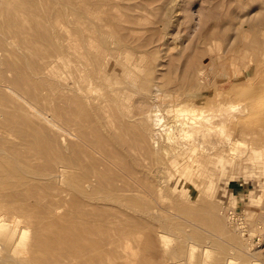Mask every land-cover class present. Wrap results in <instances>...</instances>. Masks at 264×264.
<instances>
[{
	"label": "rangeland",
	"instance_id": "rangeland-1",
	"mask_svg": "<svg viewBox=\"0 0 264 264\" xmlns=\"http://www.w3.org/2000/svg\"><path fill=\"white\" fill-rule=\"evenodd\" d=\"M4 1L8 4L4 6L6 3L0 2V95L3 93L0 96V164L8 168L0 167L6 172H0V183L6 184L2 195L10 198L5 197L10 205L5 203L7 200L0 202V210L4 208L0 213L13 217L9 219L3 215L13 220L19 235L29 237L14 249L10 238L1 237L0 264H35L27 260L40 255V250L33 255L34 252L27 248L34 240L32 230H45L42 232L45 235L59 231L64 236V232L67 235L63 239H73L81 228L86 233L81 232L85 235L80 233L81 241L79 238L77 241L92 250L89 255L85 251L92 264L97 263L91 261L93 257L101 264L104 256L106 262L103 264H228L230 258L231 264H264V0H118L114 7L108 5L113 3L110 1L102 5L109 6L108 10L100 5V9L97 8L101 12L98 9L94 11L98 14L93 12L97 23L92 16L85 17L83 8L78 7L80 4L83 7L88 0H78V4L69 0L74 5L68 0H42L44 5L40 0H34L38 4L31 3L33 0ZM47 6L51 8L48 7V11L45 10ZM72 7L78 15L71 12ZM21 9L31 10L34 16ZM55 11L61 13L62 17L58 16L64 20L59 22L63 24L59 23L49 32L47 23L46 26L41 23L46 22L49 15H57ZM21 13L24 17L28 15L31 21L45 20L31 22L26 17L34 28L28 26V21H24L21 28L17 26V22L22 25L19 22L25 20L17 21L22 18ZM59 18L56 16L57 20ZM81 23L86 28L80 27ZM64 24L68 29H63ZM37 25L41 29L35 32ZM96 26H102V29H96ZM15 27L19 28V35L14 33ZM29 27L36 30L31 31ZM28 28L40 36L35 37L36 43L55 45H50L51 48L42 45L47 52L66 43L67 36L63 32L68 34L70 30H82L81 33L87 32L84 30L106 31L111 40L116 36L115 40L126 44L124 48L130 56L125 58L130 71L135 73L136 83L129 82L130 76L125 74L123 66L118 64L119 61L117 64L113 61L116 73L111 71L112 79H119V75L132 86V92H129L121 83L113 84L116 88H124L121 94L128 101L127 107L120 108L116 101L111 102L115 97L107 100L109 94L104 86L92 88L82 95L78 90H48L49 82L48 89L41 92L42 87L48 86V81L40 75L41 80L37 71L36 75L33 73L41 65V56L45 57L46 51H40L41 45L37 44L39 52L36 54L35 43L31 47L33 37L24 34L27 37L23 38V33L31 34L27 32ZM21 29L26 32L21 33ZM38 33L43 37L52 34L48 35L52 41L47 36L49 43H45L47 39ZM22 38L30 41L28 47L35 48L32 49L35 50L32 52L34 57L30 56L31 50L28 52ZM58 38L63 39L58 41ZM35 95H39V100ZM220 101H234L239 105L233 111L237 120L226 123L223 133L216 131L212 135L215 155L211 162L199 163L181 172L186 165L183 166L184 160L177 168L169 162L164 152L167 142L155 127L148 122L149 126L143 124L145 111L158 104L160 111L169 116L173 108L183 104L209 107ZM215 122L220 121L216 119ZM152 136L158 140L157 145L152 144ZM209 145L208 140L201 143L197 156L192 155L190 159L200 156L203 148ZM192 160L185 162L190 165ZM13 188L20 190L13 191L16 197L12 196ZM8 190H11L10 194L5 193ZM17 192L23 197L19 202L25 201L26 207L31 204L32 207L24 209L27 213L32 208L33 218L30 212L27 217L20 207L22 203L18 202L20 194L18 196ZM27 195L29 202L24 198ZM12 202L18 207L14 210L16 208L12 206L13 216L10 215ZM18 209L24 214L21 211L17 215L23 214L28 220L35 221L44 218L49 224L40 220L35 225L30 220L29 224L28 220L21 219L22 216L15 215L14 211L19 212ZM51 209L55 212L54 218ZM36 212L42 214V218ZM75 217L77 220L73 221ZM71 223L70 231L65 232ZM74 225L80 230L76 231L78 233L73 231L76 230ZM28 228L32 229L30 234ZM116 229L126 231V240L120 244V241L113 242L118 246L114 248L110 238L107 244L101 237ZM86 234L96 239L92 241L89 235L90 239H86ZM100 238L106 243L104 249ZM73 240L68 244H73L76 238ZM89 240L93 245L98 240L100 250L105 252L93 249ZM96 250L101 252L102 258ZM92 254L96 255L92 257ZM81 256L80 252L82 261L74 258L75 261L69 263H89L86 256L84 259ZM48 260L42 263L49 264ZM51 263L54 264L52 260Z\"/></svg>",
	"mask_w": 264,
	"mask_h": 264
},
{
	"label": "bare ground",
	"instance_id": "bare-ground-1",
	"mask_svg": "<svg viewBox=\"0 0 264 264\" xmlns=\"http://www.w3.org/2000/svg\"><path fill=\"white\" fill-rule=\"evenodd\" d=\"M14 1V0H13ZM41 1V5H44V4H42V0H40ZM50 1V0H49ZM53 1V0H52ZM61 1V0H60ZM72 1V0H71ZM77 1L78 0H74V2L73 3H77ZM110 1L111 2H113L112 4H108L109 6L110 5H112L113 7L114 6H117L118 5V0H88V1H85V3H84V5H82L83 7H81V4H80V6H78V7H80L82 10V12L84 13V16L85 17H89V18H91L90 16H92V14H93V12L96 10V9H98L99 7H100V5H101V7H103L102 5H104V4H106L107 5V2L108 3H110ZM121 1V0H120ZM123 1H125V0H122V2ZM0 2L1 3H3V2H5L4 0H0ZM10 2V1H9ZM31 1H29V3H30ZM34 2V4H38V1H32L31 3H33ZM58 2V1H57ZM67 2H70L69 0L67 1ZM72 2H70V3H72ZM6 3V4H5ZM4 4V6H6L8 3L7 2H5ZM62 3H64V2H62ZM69 3V4H70ZM72 3V4H73ZM48 4V3H47ZM60 3H58V5H59ZM78 4V3H77ZM83 4V3H82ZM121 4V3H120ZM123 4V3H122ZM12 5V4H11ZM24 5V4H23ZM63 5V4H62ZM61 5V6H62ZM71 5V4H70ZM74 5V4H73ZM72 5V6H73ZM32 6H33V4H32ZM39 6V5H38ZM51 6V5H50ZM108 6V7H109ZM120 6V5H119ZM118 6V7H119ZM8 7V6H7ZM49 6H47V9H45V10H47L48 11V9L50 8H48ZM58 8V10H60V6H57ZM98 7V8H97ZM105 7H106V9L108 10V7L107 6H104L103 8L105 9ZM121 7V6H120ZM9 8V7H8ZM11 8V7H10ZM45 8V7H44ZM62 8H64V7H61V9ZM112 8V7H111ZM116 8V7H115ZM114 8V9H115ZM38 9H40V8H38ZM51 9V8H50ZM56 9V11H58ZM75 10L76 11V9L74 8V7H72V9H71V12H72V10ZM100 9V8H99ZM98 9V10H99ZM102 9V8H101ZM105 9V10H106ZM117 9V8H116ZM11 10V9H10ZM22 10V9H21ZM53 11H54V9H52ZM74 10H73V12H74ZM103 10V9H102ZM111 10H113V9H111ZM110 10V11H111ZM23 11V10H22ZM30 11V12H29ZM33 11V10H32ZM47 11H45V15H46V12ZM56 11H55V13H56ZM100 12H101V10H99ZM23 12H26V11H23ZM27 12H29V14H31V10H28ZM27 12L25 13V14H27ZM35 13H36V11H34ZM49 12H50V10H49ZM61 13H63L62 12V10L60 11ZM72 12V13H73ZM77 12H78V10H77ZM103 12V11H102ZM19 13L20 12H18V15H19ZM42 13V12H41ZM41 13L40 14H38L37 13V15H41ZM51 13V12H50ZM61 13H59V12H57L56 14L57 15H54L53 17H49L50 15H49V13H47L49 16H48V18H47V21L46 22H42V21H44L45 19H42V21H38V20H36L37 22H42L41 24H44L45 26H46V23H47V27H46V29L48 28V30H49V32H51L53 29H55L56 27H57V25H59V23H61V22H59V21H63V20H61V18H59V16L60 17H62L61 15H59V14H61ZM71 13V14H72ZM94 13H97V11L96 12H94ZM99 13V12H98ZM97 13V14H98ZM54 14V13H53ZM70 14V13H69ZM74 14H76V12H74ZM74 14H72L73 15V17H74ZM13 15H15V14H13ZM18 15H15L16 17L18 16ZM21 15H24V13H21L20 14V16ZM36 15V14H35ZM36 15V16H37ZM59 15V16H58ZM62 15H64V13L62 14ZM76 15H78V13L76 14ZM26 16V15H25ZM30 16V15H29ZM31 16L33 17L34 16V13H32L31 14ZM42 16V18H43V15H41ZM47 16V15H46ZM51 16H52V14H51ZM56 16H57V18H59L58 20L56 19ZM82 16V15H81ZM22 18H17V21H21L22 19H25V20H22L21 22H19V23H24V21L26 22V21H28L29 19H30V21H31V18H29L28 17V15L26 16V17H28L27 19L28 20H26V17H24V16H21ZM71 16H69V18H70ZM72 17V18H73ZM75 17H77L79 20H80V18L78 17V16H75ZM74 17V18H75ZM100 17V16H99ZM101 17H102V15H101ZM37 19H40V18H38V16L36 17ZM88 18V19H89ZM92 18L94 19L95 18V14H94V16H92ZM18 19H21V20H18ZM65 19H67V17L65 18ZM83 19H86V18H84L83 17ZM14 20V19H13ZM16 20V19H15ZM35 20H33L32 19V21H35ZM72 20V19H71ZM74 20V19H73ZM30 21H28V22H26V23H29L28 24V26L30 25ZM31 21V22H32ZM66 21V20H65ZM64 21V22H65ZM70 21V20H69ZM90 21V20H89ZM89 21H88V23H89ZM92 21V20H91ZM98 21V20H97ZM13 22H15V21H13ZM71 22V21H70ZM73 22V21H72ZM71 22V23H72ZM77 22H79V21H77ZM80 22H81V20H80ZM93 22V21H92ZM94 22H96V20L94 19ZM99 22V21H98ZM67 23V22H66ZM73 23H75V25H76V22H73ZM97 23V22H96ZM10 24H13V23H10ZM25 24V23H24ZM41 24H40V26H41ZM62 24H63V22L61 23V26H62ZM82 24V23H81ZM81 24H79V26L81 25ZM95 23H93V25H94ZM107 24V23H106ZM19 25V27H21V28H23L22 26H23V24L22 25H20V24H18V22H17V26ZM31 25H32V23H31ZM30 25V26H31ZM67 25V24H66ZM65 24L63 25V27L64 26H66ZM70 25V24H69ZM75 25L74 24H72V26L73 27H75ZM90 25V24H89ZM95 25H97V24H95ZM94 25V26H95ZM11 26V25H10ZM13 27L15 26V25H12ZM11 26V27H12ZM33 26V25H32ZM31 26V27H32ZM38 26V25H37ZM40 26H38V28H37V30L36 29H34V30H31V29H33L34 28V26H33V28H30V30L31 31H35V32H38V29L40 28L41 29V27ZM45 26H42L43 28L45 27ZM68 26V25H67ZM71 26V25H70ZM69 26V27H70ZM71 26V28H73ZM78 25H77V27H79ZM97 26H100V25H97ZM96 26V27H97ZM12 27V28H13ZM26 26H24V28H25ZM80 27H85V25H83L82 24V26H80ZM102 27V26H101ZM101 27H97L96 29H102ZM16 28V31L14 30V29H11L14 33H17V31L19 30V28H17V27H15ZM29 28L27 29V30H29ZM35 28H36V25H35ZM68 29V27H64L63 29ZM86 28V27H85ZM106 28V27H105ZM105 28H103L104 30H106ZM3 29V28H2ZM18 29V30H17ZM45 29V28H44ZM77 29L78 28H76L75 27V30L77 31ZM81 29H83V28H81ZM91 29V28H90ZM108 29V28H107ZM9 30V29H8ZM25 30H26V28H25ZM27 31V32H30L31 33V31ZM43 30V29H42ZM42 30H40V31H42ZM48 30H44V32H48ZM70 30V29H69ZM68 30V31H69ZM72 30H74V29H72ZM79 30V29H78ZM23 31H24V29H21V33H23ZM65 31V30H64ZM67 31V30H66ZM80 31H82V30H80ZM80 31H78V32H75V31H69L68 32V34H67V32L66 33H64L63 32V34L65 35V36H67V37H65V40H66V38L68 39L67 41H65L64 40V42H66V43H61V45L60 46H58V47H56V48H52L53 50L50 52H47L46 51V49H42L43 48V46H44V48L46 47V46H49V48H51L50 47V45L52 46L53 44L52 43H50V45L48 44L49 43V39L52 41V37L50 38L49 36H52V34H49V33H47V36H48V38L49 39H47V36L46 37H43L40 33H38V34H40L41 35V37L42 38H45V39H47V41L45 40H43L45 43L47 42V44L48 45H44V44H42L41 45V41L40 42H37L36 43V41L38 40L37 38H35L36 36L38 37L39 35H37V33H36V35L32 32L31 34H29V33H23V38L24 37H27V36H25L24 34H28V35H31V37H33V41H32V38H31V44L32 43H35V46L37 45V44H40L41 45V49H39V45L38 46H36V52H35V50H33L32 51V49H35V48H30V47H28L29 45V43H30V41H29V43L27 42L28 40H29V37H28V40L26 41V38H25V40L24 41H26V42H24V44L26 45V48H28L29 50H28V52L31 50V53L29 52V54H30V56L32 55H35V53L37 54V52H39V51H37L38 49L40 50V51H46L45 52V57L43 56V58H42V56H41V65L39 66V65H37V66H39V68L37 69V66H36V69L37 70H33V69H31V71H34V75H36V71L38 72V74L37 75H39V78L41 79V77H40V75L41 76H45V77H43L44 79L46 78L47 79V81H45V82H43L44 83V86H45V83L47 82L48 83V86L47 87H42L41 88V92L44 90V89H48V87H49V82H50V88L48 89V90H59V91H63L64 89H67V90H78V91H80L81 92V94L83 95V94H86L89 90H91L92 88H98L99 86H104V87H106L107 88V91H108V94H109V96L107 97V100H110L112 97H115V98H113L112 100H111V102H113L114 103V101H116V103H117V105H119V107L121 106V107H127V105H126V103L128 102L127 100H126V98L121 94L122 92H123V90H124V88H116L113 84H115L116 82H118V83H121V85L122 86H126V87H128V89H127V91H129V92H132V89H130L132 86L130 85V84H127L121 77H119V75H117V77L119 78V79H112V76L110 75L111 74V71H115V73H116V68H115V66H113V61H115V63H116V61L118 62L119 61V65H122L123 66V68H124V70H125V74L127 75H129L130 76V79H128L129 80V82H134V83H136V80H134L135 79V73H132L131 71H130V68H129V64H128V61L126 60V58L125 57H129L130 56V52L129 51H125L126 50V48H124V47H126V44H123L122 43V41H120V40H115V38H116V36H115V38L114 39H112L111 40V37H110V39H109V35L108 34H110V33H108L107 34V32H106V34H104L105 32L104 31H101V30H99V31H97L96 33L92 30H90L89 32H88V30H84V31H87V32H80ZM24 32H26V31H24ZM92 32H94V34L92 33ZM20 33V34H21ZM43 33V32H42ZM32 34H34L33 36H32ZM67 34V35H66ZM83 34V35H82ZM113 34V33H112ZM17 35H19V32L17 33ZM22 35V34H21ZM43 35H44V33H43ZM45 35H46V33H45ZM44 35V36H45ZM60 35V34H59ZM58 34H57V36H59ZM112 36V35H111ZM22 37V36H21ZM20 38V37H19ZM38 38H40V36L38 37ZM119 38V37H118ZM36 41H35V40ZM63 39V38H62ZM61 39V40H62ZM121 39V38H120ZM21 40V39H20ZM58 41L60 40L59 38L57 39ZM60 40V41H61ZM124 41V40H123ZM18 42V41H17ZM19 42H22V41H19ZM56 42V41H55ZM23 43V42H22ZM27 43V44H26ZM125 43V42H124ZM56 44H57V42H56ZM33 46V44L31 45V47ZM53 46H55V45H53ZM32 52H35V53H32ZM42 52H40L41 54H42ZM47 53V54H46ZM28 54V55H29ZM44 55V54H43ZM115 56H119V60H117L116 59V57ZM34 57V56H33ZM113 57H115V60L113 59ZM138 58H140V55L138 56ZM30 59V58H29ZM32 59V58H31ZM30 59V60H31ZM35 59V58H34ZM34 59H32V61L34 60ZM38 60H39V58H38ZM34 61H37V60H34ZM28 63H30V62H28ZM33 63V62H32ZM36 63V62H35ZM35 63H33L34 65H35ZM114 63V64H115ZM36 64H40V63H36ZM117 64V63H116ZM33 65H31V67H32ZM35 67V66H34ZM33 67V68H34ZM64 69L67 71L66 73H64ZM114 73V74H115ZM46 76H48V77H46ZM37 77V76H36ZM114 77V76H113ZM49 78V79H48ZM36 78H34V80H35ZM45 79V80H46ZM34 80H33V82H34ZM42 80V79H41ZM40 80V81H41ZM35 81H37V80H35ZM138 84V83H137ZM43 85V84H42ZM50 92V91H49ZM56 92H58V91H56ZM40 93V92H39ZM54 94V92H51L50 94L51 95H53ZM3 93H1V95H2ZM35 94H37V93H35ZM0 95V96H1ZM4 95H6L5 93H4ZM7 96V95H6ZM36 96V95H35ZM34 96V98H36V97H38L39 95H37L36 97ZM120 96H122L121 98H117V97H120ZM4 97V96H3ZM10 97V96H9ZM42 97V96H41ZM47 97H49V94H48V96ZM46 97V98H47ZM36 100H37V98H36ZM38 100H39V97H38ZM97 101V100H96ZM95 101V102H96ZM109 104V103H108ZM98 105H99V102L98 103H95V107L96 108H98ZM120 107V108H121ZM239 107V105L236 103V102H234V101H226V102H218V103H216V104H213V105H211V106H209V107H206V106H204V105H196V104H194V103H191V104H183V105H180V106H178V107H175V108H173V111H172V113L169 115V116H165L160 110V108H159V105L158 104H154L153 105V107L150 109V110H148L147 112L145 111V113H144V117H142L143 118V120H142V118H141V120L142 121H145L143 124L145 125V123L147 124V122L150 124V125H152L153 127H155L154 129H156L157 130V133L158 134H160V136L162 135V137H163V139L167 142V144H168V146L167 147H165L166 149H165V153L167 154V156H168V160H169V162L171 163V164H173L174 165V167L175 168H177V167H180V164H181V162L184 160V164H183V168H181V172H183L185 169H187V168H193V167H196V165H198L199 163H201V164H204L205 162H211L212 161V159H213V157H214V155H215V149H214V147H213V144H212V142H213V137H212V135L214 134V132H216V131H218L219 133H223L224 132V128H223V126H225L226 125V123H230V122H232V121H236L237 120V118H234V117H236V115H234L233 114V111L235 110V109H237ZM108 108V107H107ZM119 108V109H120ZM129 111H131V109H128ZM39 115H41V114H39ZM142 115H143V113H142ZM216 119H219V121L220 122H218V123H216L215 122V120ZM143 125V126H144ZM148 125V124H147ZM149 126V125H148ZM151 139H152V144L153 145H157V142H158V140H156L155 139V137H151ZM206 140H208V141H210L211 142V145H209V146H207V147H204L203 148V150H202V152H201V154H200V156H198V157H196L195 159H193L192 160V158L190 159V157H192V155H196L197 156V154H198V150H199V148H200V144L201 143H204V141H206ZM1 154V153H0ZM186 160H192V163L189 165V162H185ZM1 162V161H0ZM194 162H195V164H194ZM2 163V162H1ZM6 163H7V161H6ZM7 165H9L8 163H7ZM7 165H4V166H7ZM17 165V164H16ZM2 166V164H0V167ZM1 168H8V166L7 167H1ZM4 169H2V170H4ZM11 169V168H10ZM2 170H0V172L2 171ZM163 170H166V167H163ZM6 171H9L8 169H6ZM3 172V174H4V172L5 171H2ZM6 173V172H5ZM7 174H9V172H7ZM3 182V181H2ZM3 184V183H2ZM6 185V184H5ZM4 185V186H5ZM2 186V187H1ZM3 185H1V183H0V189H2L3 187H4ZM10 186V185H9ZM9 186H7V189L8 188H10ZM6 189V190H7ZM5 189H2L1 190V192H0V197H1V195L4 193V192H2V191H4ZM12 190V189H11ZM11 190H8L7 192H5L6 194H8V192L10 191L11 192ZM15 191H18V190H16V189H14L13 188V190H12V196H14L13 194H15L14 192ZM20 191V190H19ZM18 191V192H19ZM10 192H9V194H10ZM18 192H17V194H18ZM23 192V191H22ZM24 193V192H23ZM5 194V195H6ZM16 194V195H17ZM20 194V196H21V193H19ZM19 194H18V196H19ZM10 196V195H9ZM17 196V197H18ZM20 196H19V200H18V202L19 201H23V200H20V199H23V197L22 196H25V193L24 194H22V198H20ZM5 197H8L7 195L5 196ZM5 197H3V195H2V198H5ZM11 197V196H10ZM14 197H16V196H14ZM13 197V198H14ZM1 198V199H2ZM9 198V197H8ZM12 198V200H13V202H14V199ZM26 200H28V198H29V196L27 195L26 197H24ZM0 199V200H1ZM10 199V198H9ZM24 199V200H25ZM5 200H7L5 203L7 204L8 202H9V200L7 199V198H5L4 200H2V201H0V202H4ZM11 200V201H12ZM16 200V198H15V201H17ZM10 201V202H11ZM13 202H12V204H13ZM16 203V205H19V203H22V202H19V203ZM25 202V201H24ZM23 202V203H24ZM28 202H29V200H28ZM22 203V204H23ZM11 204V206H10V211H11V209H12V206H14L15 204H13L12 205ZM22 204H20L21 206V208L23 207V209H24V207H25V209L27 208V209H29L30 207H32V206H30V205H28V207H26L27 206V204H26V202L22 205ZM26 204V205H25ZM29 204V203H28ZM2 205V204H1ZM7 205H10L9 203L7 204ZM5 207V206H4ZM6 207H8V206H6ZM15 208H16V206H14ZM19 207V208H20ZM2 208V207H1ZM18 208V207H17ZM17 208L16 209H14V210H17ZM4 209V208H3ZM2 209V210H3ZM6 209H8V208H6ZM5 209V210H6ZM24 209V210H25ZM32 209V208H31ZM31 209L30 210H28V212L26 213V210L24 211V213L26 214V216L28 217V215L27 214H29V212H30V216L31 215H33L32 213H35L33 210V212L31 213ZM49 210H50V208H48ZM2 210H0L1 212H2ZM4 210V211H5ZM9 210V209H8ZM8 210L6 211V212H8ZM19 210V209H18ZM47 210V209H46ZM45 210V211H46ZM9 211V212H10ZM22 211V209H20L19 210V212H16V211H14V213H15V215H17L16 213H20ZM53 210L51 209V213H53L52 212ZM8 212V213H9ZM13 211H11V214L10 215H14L13 213H12ZM47 212H50V211H47ZM46 212V213H47ZM233 212V211H232ZM231 212V213H232ZM21 213H23V211L21 212ZM23 213V214H24ZM37 213V215H38V212H36ZM55 213V212H54ZM53 213V215H52V217L54 218V216H55V214ZM234 213V212H233ZM7 214V213H6ZM5 214V215H6ZM23 214L21 215H17V216H22L21 217V219H23V220H28L27 218H25V216L23 217ZM44 214H45V212H44ZM48 214V213H47ZM3 215H4V213H3ZM2 215V213H0V239H1V237H5V238H10L11 239V248L12 249H14L15 247H19V245L21 244V243H23V240L24 239H28L27 237H29V235L28 236H26V234H23V235H19L17 232V229L16 228H14V224H13V220H9V219H13V217H7V216H5L6 218H9V219H6V218H4V216ZM8 215V214H7ZM36 215V214H35ZM37 215H36V217H37ZM40 215H42V214H40ZM40 215H38V216H40ZM49 215H51V214H49ZM233 215V214H232ZM46 216V217H45ZM84 216V215H83ZM86 216V215H85ZM15 217V216H14ZM44 217L45 218H47L48 217V215H44ZM58 217V216H57ZM31 218H33L32 216H31ZM35 218V217H34ZM37 218H39V217H37ZM40 218H42L41 216H40ZM52 218V220L54 221V219ZM63 218V217H62ZM82 218V217H81ZM84 218V217H83ZM82 218V219H83ZM36 219V218H35ZM70 219V218H69ZM74 220L73 221H75V220H77L76 219V217L75 218H73ZM30 220H32V221H30ZM30 220H28V222L30 221L31 223H33L34 222V225H35V223L37 222L38 223V221L40 220L41 221V219H37V221H35V220H33V219H30ZM51 220V221H52ZM56 220V219H55ZM16 221V220H15ZM70 221V220H69ZM21 222H22V220H21ZM30 222H29V224H30ZM44 223L45 225H48L49 224V222H48V224L46 223V219L44 220V218H43V220L41 221V223ZM56 222H58L59 223V221L58 220H56ZM72 222V221H71ZM80 222V221H79ZM22 223H25V222H22ZM51 223V222H50ZM57 223V224H58ZM81 223V222H80ZM16 224V223H15ZM29 224H26V226L28 225L29 226ZM44 224H42L43 225V227H45V225ZM50 225H53L52 223L50 224ZM60 225V224H59ZM62 226H63V224H61ZM70 225H72L73 226V224L71 223V224H68L67 225V229H62V230H64L65 232H67V230H69L68 229V226H70ZM54 226V225H53ZM71 226V227H72ZM75 226V225H74ZM86 226V225H85ZM19 227V226H18ZM42 226H41V228H43ZM54 227H56V228H61V226L59 227L58 225H56V226H54ZM65 228H66V226H64ZM71 227H69V228H71ZM76 227V230H73V228H75ZM75 227H73L72 228V230L74 231V232H76V231H78L77 229V226H75ZM21 228V227H20ZM32 228V227H31ZM30 228V229H31ZM40 228V229H41ZM46 228H48L47 226H46ZM87 228H88V226H87ZM33 229V228H32ZM31 229V230H32ZM58 229V230H59ZM89 229V228H88ZM28 230V232L27 233H29V231H31V230H29V228L27 229ZM35 230V229H34ZM49 230H51L50 228L48 229V231ZM55 229L53 228V231H54ZM33 231V230H32ZM31 231V234H32V238L34 237V240L32 239V241H31V244H28V245H31V246H29V247H27L28 248V250H32V252H34V254L33 255H37V253L39 252V250H40V255L39 256H37V257H33V259H31V258H27V260L29 261V259L31 260V261H33L35 264H41L42 263V261H47L48 259H51L53 262H54V264H63V263H66V264H70L69 263V261H73L74 260V258H76V261H77V259H78V261H82L81 259H80V252L82 253V255L84 256H81V258L82 259H84L85 258V256H86V259L89 257H87V254L85 253V251L86 252H88V255H89V253H93L92 252V250H88L87 249V245L85 244V245H80L81 244V242L79 243V241H77L78 240V238L80 239V233L82 232H85V231H82V228H81V232H76V233H78V235L77 234H75V236H77V237H75L74 235H73V233H72V235H73V237H75L76 238V241H74L75 240V238H73V239H70V238H68V239H70L69 240V242H71L72 240L74 241V245L73 244H68L69 242H68V239H63V238H65V235H67V234H65L64 232H63V234H64V236L61 234L62 232H60L59 233V231L57 232V233H50L51 235H45V234H42V232L44 233V231H42V232H40L41 230H39V232H35V231H33V232H35V233H33ZM36 231H38V230H36ZM47 230H46V232H48ZM57 231V229L55 230V232ZM70 231V230H69ZM68 231V232H69ZM88 231V230H87ZM114 231V230H113ZM111 232V234H104V236L106 235L107 237L106 238H103V237H101L102 239H108V238H110V242H111V244L113 245L114 243L113 242H118V241H120V242H118L119 244L121 243V241L124 239V240H126V238H124L125 236H126V231H122V230H117L116 229V231H114V232ZM89 232V231H88ZM87 232V233H88ZM24 233V232H23ZM81 233V234H82ZM86 233V232H85ZM106 233H108V232H106ZM110 233V232H109ZM113 233V234H112ZM30 234V233H29ZM35 236H34V235ZM49 234V233H48ZM53 234H55V235H53ZM70 234V233H69ZM89 234H92V232L90 231L89 232ZM89 234H86L87 235V238L86 239H90V238H92L91 240L93 241V238L94 239H96V237H92V236H90ZM82 235H85V234H82ZM81 235V236H82ZM88 235L90 236V238L88 237ZM63 236V237H62ZM70 236V235H69ZM72 237V236H71ZM111 237H112V239H111ZM100 238V240H101V243L100 244H102V246L101 247H103V249H104V245L103 244H106L105 242H103L102 243V239ZM12 239H14V242H12ZM85 239V240H86ZM99 239V238H98ZM67 240V242H65V241ZM108 240H107V244H108ZM112 240V241H111ZM80 241H81V239H80ZM82 241H84V239L82 240ZM87 241V240H86ZM92 241H88V242H91L90 244H92ZM97 241V243H98V240H96ZM95 241V242H96ZM105 241V240H104ZM109 242V243H110ZM72 243V242H71ZM83 243V242H82ZM97 243H95L96 244V248L94 247V245L92 244V248L93 249H99L98 251H101L100 249V247H99V245L97 244ZM7 244V243H6ZM118 244V245H119ZM32 245H33V248H32ZM97 245H98V247H97ZM89 246V247H90ZM114 246V248L117 246V243H116V246L115 245H113ZM106 247V246H105ZM118 247V246H117ZM116 247V248H117ZM127 248H128V246H126ZM125 247V248H126ZM30 248V249H29ZM32 248V249H31ZM131 249H132V247H130ZM91 249V248H90ZM129 249V248H128ZM105 250H107V249H105ZM112 250H115V249H112ZM36 251H38V252H36ZM41 251L43 252V253H41ZM89 251H91V252H89ZM94 251V250H93ZM102 251H104V250H102ZM101 251V252H102ZM108 251V253H109V250H107ZM106 251V252H107ZM129 251H131L130 249H129ZM133 251V250H132ZM28 252V251H27ZM97 252V250L95 251V253ZM101 252H97L96 254H98L99 253V258H102L101 257V255H100V253ZM105 252V251H104ZM112 252H114V251H112ZM30 253V252H29ZM36 253V254H35ZM174 254H176V251H174L173 252ZM79 254V255H78ZM86 254V255H85ZM96 254H92V257L93 256H95ZM107 254V253H106ZM115 254V253H114ZM11 255V254H10ZM102 255H103V253H102ZM206 255H208V253L206 254ZM31 256V255H30ZM77 256L79 257V258H77ZM104 256V255H103ZM32 257V256H31ZM115 257V256H114ZM67 258V259H66ZM66 259V260H65ZM69 259V260H68ZM90 259H91V256H90ZM103 259H105V256L101 259L103 262L101 263V264H103L104 262H106L105 260H103ZM51 260H48V261H50L51 262ZM63 260H65L66 262H64ZM92 260H94L93 262L95 263V262H97V263H95V264H100V263H98V261H97V259H96V261H95V259H94V257H93V259H91V261ZM67 261H68V263H67ZM71 261V262H72ZM75 261V260H74ZM73 261V262H74ZM87 261H88V259H87ZM86 261V262H87ZM50 262H47V263H49L50 264ZM63 262V263H62ZM72 262V263H73ZM90 264H92V262H90V260L88 261ZM26 263V262H25ZM82 263V262H81ZM80 262H78V264H81ZM84 263V262H83ZM89 263H85V264H89ZM227 263L228 264H231L232 263V258H230L229 260H227ZM28 264H30V262H28ZM43 264V263H42ZM51 264H53V263H51ZM74 264H76V262L74 263Z\"/></svg>",
	"mask_w": 264,
	"mask_h": 264
}]
</instances>
